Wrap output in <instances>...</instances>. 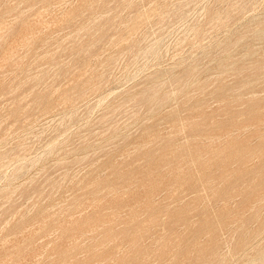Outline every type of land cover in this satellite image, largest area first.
Here are the masks:
<instances>
[{
  "label": "rangeland",
  "instance_id": "rangeland-1",
  "mask_svg": "<svg viewBox=\"0 0 264 264\" xmlns=\"http://www.w3.org/2000/svg\"><path fill=\"white\" fill-rule=\"evenodd\" d=\"M0 264H264V0H0Z\"/></svg>",
  "mask_w": 264,
  "mask_h": 264
},
{
  "label": "bare ground",
  "instance_id": "bare-ground-1",
  "mask_svg": "<svg viewBox=\"0 0 264 264\" xmlns=\"http://www.w3.org/2000/svg\"><path fill=\"white\" fill-rule=\"evenodd\" d=\"M97 1V0H96ZM134 1V0H133ZM131 2V1H130ZM91 4V3H90ZM131 4V3H130ZM92 5V4H91ZM89 7V6H88ZM127 8V7H126ZM156 13V12H155ZM144 15V14H143ZM146 16V15H145ZM153 16V15H152ZM139 22V21H138ZM127 25H129V24H127ZM95 27V26H94ZM89 29V28H88ZM12 30V29H11ZM85 30V29H84ZM195 31V30H194ZM79 32V31H78ZM258 32V31H257ZM196 33H197V31H196ZM262 34V33H261ZM77 35V34H76ZM79 35V34H78ZM2 37V36H1ZM96 37V36H95ZM79 38V37H78ZM59 50V49H58ZM57 51V50H56ZM247 54V53H246ZM243 56V55H242ZM56 62V61H55ZM212 77V76H211ZM29 80V79H28ZM43 80V79H42ZM41 80V81H42ZM196 81V80H195ZM38 83V82H37ZM171 84V83H170ZM20 85V84H19ZM38 85V84H37ZM13 91V90H12ZM148 91V90H147ZM16 92V91H15ZM174 93V92H173ZM15 96V95H14ZM253 96V95H252ZM175 98V97H174ZM177 98V97H176ZM15 100V99H14ZM199 106V105H198ZM160 114H161V112H160ZM69 117H70V115H69ZM71 118V117H70ZM87 123V122H86ZM182 124V123H181ZM252 128V127H251ZM120 129V128H119ZM123 138V137H122ZM187 140V139H186ZM188 142V141H187ZM186 142V143H187ZM50 146H51V144H50ZM51 148V147H50ZM180 149V148H179ZM87 155V154H86ZM65 159V158H64ZM64 161V160H63ZM61 162H62V160H61ZM55 163V162H54ZM55 165V164H54ZM44 169V168H43ZM42 171V170H41ZM38 172V171H37ZM36 172V173H37ZM70 172V171H69ZM103 173V172H102ZM199 174V173H198ZM65 177V176H64ZM29 181V180H28ZM47 181V180H46ZM21 185H22V183H21ZM7 187V186H6ZM21 187V186H20ZM9 188V187H8ZM3 190V189H2ZM40 197V196H39ZM92 197V196H91ZM207 197V196H206ZM30 199H31V197H30ZM33 199V198H32ZM16 201V200H15ZM14 201V202H15ZM16 204V203H15ZM36 205V204H35ZM52 208V207H51ZM74 208V207H73ZM21 209V208H20ZM52 209H54V208H52ZM67 213V212H66ZM56 215V214H55ZM55 217V216H54ZM11 218V217H10ZM22 218V217H21ZM24 218V217H23ZM9 221V220H8ZM13 221V220H12ZM9 223V222H8ZM12 224V223H11ZM9 225V224H8ZM183 228V227H182ZM5 229V228H4ZM5 231V230H4ZM260 239V238H259ZM28 240V239H27ZM259 241V240H258ZM3 242V241H2ZM256 243V242H255ZM229 248H227V250H228ZM254 260V259H253ZM258 260V259H257Z\"/></svg>",
  "mask_w": 264,
  "mask_h": 264
}]
</instances>
